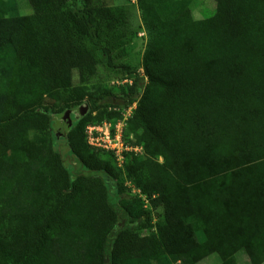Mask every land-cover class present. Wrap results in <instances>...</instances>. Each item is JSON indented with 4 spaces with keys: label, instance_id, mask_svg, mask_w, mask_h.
<instances>
[{
    "label": "trees",
    "instance_id": "trees-1",
    "mask_svg": "<svg viewBox=\"0 0 264 264\" xmlns=\"http://www.w3.org/2000/svg\"><path fill=\"white\" fill-rule=\"evenodd\" d=\"M135 1L146 45L141 78L120 68L136 102L123 135L144 154L118 167L85 133L122 120L110 92L72 80L117 69L127 8L26 0L12 16L0 0V264H264V0H210L201 20L196 0ZM86 99L71 173L53 115Z\"/></svg>",
    "mask_w": 264,
    "mask_h": 264
},
{
    "label": "rangeland",
    "instance_id": "rangeland-1",
    "mask_svg": "<svg viewBox=\"0 0 264 264\" xmlns=\"http://www.w3.org/2000/svg\"><path fill=\"white\" fill-rule=\"evenodd\" d=\"M94 2L103 3L106 6L110 7H117V6H124L127 8L130 16V25H131V34L126 37L121 47V53L118 55L119 58L115 62V67L117 69H108L103 67H98L97 72L94 76H89L87 74H83L82 78H78L77 73H73V86H77L82 84L86 86L90 92L97 90L99 92L103 91L104 89L110 92V95L107 96L104 100L100 102L101 105H107L109 107H121L122 106V94L123 90L127 91V87L125 86L124 81L126 77H130L127 75L121 68L129 67L135 74L140 75L143 73L142 70V57L145 50L146 45V36L142 28L141 24V17L140 11L136 7L135 0H94ZM74 8L79 9L82 8L84 5L82 2H77L74 5ZM214 3L210 0H196L194 7L192 8V14L194 19L201 20L206 16H209L214 11ZM12 16H29L31 14V10L27 5L26 0H15L14 6L11 10ZM145 84V81L142 80L140 82V87L142 88ZM85 104L88 108L89 114L90 112V105L85 100ZM80 108L71 107L70 109H65L62 113L53 115V129L55 136L59 139L55 142V147L57 151L61 154L64 163L67 167L68 171L73 173V168L70 166L76 167L73 159L68 152V148L64 143V136L66 132H68L76 123L75 119L78 117V110ZM84 115V116H86ZM110 193H112V189L109 187ZM135 192H130L124 194L119 199V203H122L128 199L135 197ZM112 202L115 201L114 197H111ZM145 207H148L147 202L144 203ZM154 217H157V214H154ZM122 225V223H121ZM214 259V258H211ZM247 261L246 255L244 253H238L237 255V263L238 264H245L242 263V260ZM174 264H179L177 261Z\"/></svg>",
    "mask_w": 264,
    "mask_h": 264
},
{
    "label": "built area",
    "instance_id": "built-area-1",
    "mask_svg": "<svg viewBox=\"0 0 264 264\" xmlns=\"http://www.w3.org/2000/svg\"><path fill=\"white\" fill-rule=\"evenodd\" d=\"M127 87H131L132 80L124 81ZM136 108V102L128 104L122 102L119 110L122 115V120L116 123L103 122L98 125L88 126L85 130L87 144L94 150L101 153H108L114 157L118 167H122L126 155L134 154L142 156L143 148L133 143L132 138L128 141L124 139L123 131L126 127L127 120L131 117ZM144 200V199H143Z\"/></svg>",
    "mask_w": 264,
    "mask_h": 264
},
{
    "label": "crops",
    "instance_id": "crops-1",
    "mask_svg": "<svg viewBox=\"0 0 264 264\" xmlns=\"http://www.w3.org/2000/svg\"><path fill=\"white\" fill-rule=\"evenodd\" d=\"M238 253H241V252H238ZM238 253L235 255L236 260H237V255H238ZM213 258H214V259H209V260L203 262V264H219V259L216 258V257H213ZM244 262H245V264H249V262L247 263V261H245V260L243 259V260H242V263H244Z\"/></svg>",
    "mask_w": 264,
    "mask_h": 264
},
{
    "label": "water",
    "instance_id": "water-1",
    "mask_svg": "<svg viewBox=\"0 0 264 264\" xmlns=\"http://www.w3.org/2000/svg\"><path fill=\"white\" fill-rule=\"evenodd\" d=\"M88 112V108L86 104H84L80 109L78 110V117H83Z\"/></svg>",
    "mask_w": 264,
    "mask_h": 264
}]
</instances>
